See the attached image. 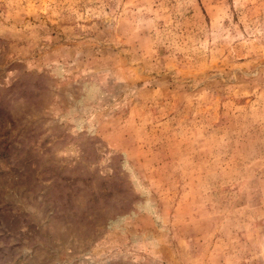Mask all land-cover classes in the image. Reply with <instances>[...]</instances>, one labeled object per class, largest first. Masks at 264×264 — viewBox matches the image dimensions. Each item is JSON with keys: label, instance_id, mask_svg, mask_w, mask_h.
Returning <instances> with one entry per match:
<instances>
[{"label": "rangeland", "instance_id": "374dc122", "mask_svg": "<svg viewBox=\"0 0 264 264\" xmlns=\"http://www.w3.org/2000/svg\"><path fill=\"white\" fill-rule=\"evenodd\" d=\"M0 264H264V0H0Z\"/></svg>", "mask_w": 264, "mask_h": 264}]
</instances>
